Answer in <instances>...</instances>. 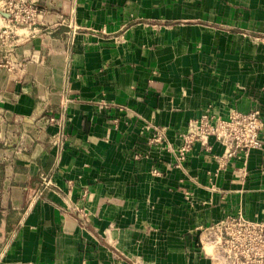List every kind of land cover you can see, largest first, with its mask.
Listing matches in <instances>:
<instances>
[{
    "label": "crops",
    "instance_id": "0c3cea01",
    "mask_svg": "<svg viewBox=\"0 0 264 264\" xmlns=\"http://www.w3.org/2000/svg\"><path fill=\"white\" fill-rule=\"evenodd\" d=\"M38 4L0 47V264H213L205 227L264 221V147L179 149L264 120V0Z\"/></svg>",
    "mask_w": 264,
    "mask_h": 264
},
{
    "label": "built area",
    "instance_id": "2783aa9c",
    "mask_svg": "<svg viewBox=\"0 0 264 264\" xmlns=\"http://www.w3.org/2000/svg\"><path fill=\"white\" fill-rule=\"evenodd\" d=\"M41 13L38 0H0V47L11 45L15 30L33 25ZM264 120L258 109L247 113L232 109L226 117L210 111L194 119L183 135L179 164L186 159L195 141L208 146L214 137L225 147V157L264 147ZM159 138V137H158ZM49 180L45 184L49 185ZM213 243V264H264V221L251 220L243 214L229 215L203 229Z\"/></svg>",
    "mask_w": 264,
    "mask_h": 264
}]
</instances>
